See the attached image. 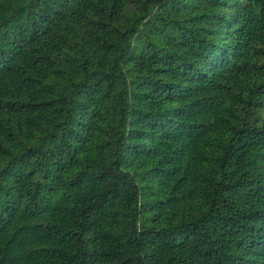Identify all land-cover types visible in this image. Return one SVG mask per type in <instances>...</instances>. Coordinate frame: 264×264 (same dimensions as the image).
<instances>
[{"label": "trees", "instance_id": "1", "mask_svg": "<svg viewBox=\"0 0 264 264\" xmlns=\"http://www.w3.org/2000/svg\"><path fill=\"white\" fill-rule=\"evenodd\" d=\"M0 264H264V0H0Z\"/></svg>", "mask_w": 264, "mask_h": 264}]
</instances>
